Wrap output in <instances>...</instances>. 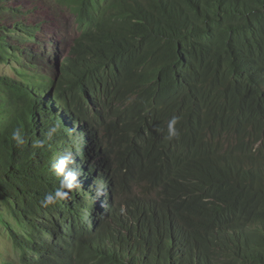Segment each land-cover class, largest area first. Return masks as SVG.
<instances>
[{
    "label": "trees",
    "instance_id": "1",
    "mask_svg": "<svg viewBox=\"0 0 264 264\" xmlns=\"http://www.w3.org/2000/svg\"><path fill=\"white\" fill-rule=\"evenodd\" d=\"M10 1L0 0V13ZM58 2L80 30L72 57L49 79L0 78V200L23 230H11L18 263L0 253V264H264V232L238 245L222 237L247 220L264 225V0ZM13 11L17 23L5 21L0 33L35 39L42 25H27L34 12ZM164 21L184 33L171 29L169 38ZM16 48L0 34L1 61ZM174 116L179 137L169 140ZM79 125L96 133L101 168L72 138ZM143 127L152 130L146 146L134 138ZM189 149L196 157H184ZM67 154L66 172L72 156L79 174L86 160L87 172L61 189V180L74 182L53 165ZM90 176L94 190L85 188ZM125 181L142 183L141 198L123 196ZM58 189L69 195L43 206ZM148 199L166 213L158 224L144 221Z\"/></svg>",
    "mask_w": 264,
    "mask_h": 264
},
{
    "label": "rangeland",
    "instance_id": "2",
    "mask_svg": "<svg viewBox=\"0 0 264 264\" xmlns=\"http://www.w3.org/2000/svg\"><path fill=\"white\" fill-rule=\"evenodd\" d=\"M8 6L11 9L21 8L23 10L22 12L24 13L34 12L32 15H30V17H27L29 19L27 21V25L36 26L37 24L35 23H41L42 30L41 34L39 35L41 41L38 39V41H40L39 43H36L35 41L24 42L27 38L23 37V35L18 32L13 33L8 37L5 35V33H0L3 37H6L7 42L13 44L14 46H17V49L15 50V52H17L15 54L16 58L12 56L7 63H4L0 59V78H7L8 80H10V82L32 78L22 77V75L17 73L16 68L22 69L23 73H26L29 76L34 77L37 74L38 76L44 74L46 77H48L47 75H49L50 77L52 68H54L53 64L56 60L53 59L52 64L40 62L36 53L43 51L44 48L41 46H48L47 49H50L52 53H55V57L60 58V61L62 59H65L68 56V49L71 42L76 37L77 33L80 32L76 21V16L72 11L67 10L63 5H61L58 0H12ZM17 18L18 17L16 15H13L12 13H1L0 22L3 26H0V32L6 30L5 28L7 27V25H4L5 21L11 24H15L18 21ZM12 26L13 25H10L8 27ZM50 41H52V43H50ZM28 48L30 49V51L28 50ZM26 55L30 56V58L35 63H39V66L36 67L35 64L24 65L26 62H30V59H27L28 56ZM33 70L37 72V74L33 72ZM39 78L41 77H38L36 80H38ZM83 143L84 146L89 149H91L93 145L91 137L87 132L84 134ZM99 162H102V158L98 156L94 159V161L93 159H91L89 164L96 163L95 165H97L99 164ZM93 178L94 177H90V185L92 189L95 188V186H93ZM88 186L89 184L86 185V187ZM103 189L104 186H102V188L98 191L97 194L95 193L94 196L96 198L102 197L104 194ZM105 189L107 190V188ZM119 190L122 194H125L123 195L124 197L132 199L135 198L136 200L141 198L142 194L144 193L142 183H132L131 181H125L120 184ZM11 230L19 233L23 232L21 226H19L17 221L7 210L5 204L0 200V253L3 257V260H9L18 263L20 251L14 246V242L11 238ZM73 255L76 254L73 253Z\"/></svg>",
    "mask_w": 264,
    "mask_h": 264
},
{
    "label": "clouds",
    "instance_id": "3",
    "mask_svg": "<svg viewBox=\"0 0 264 264\" xmlns=\"http://www.w3.org/2000/svg\"><path fill=\"white\" fill-rule=\"evenodd\" d=\"M11 1L9 3H11ZM139 5H140V7H142V6H148L146 3H139ZM11 10L12 11H10L9 13H12L13 15H16V14H14L13 9H11ZM9 13H7V14H9ZM27 17H30V15L27 16ZM163 23L164 24H162V25L165 26L166 30L170 34L169 38H174V35L172 36L171 29L174 32V34H175V32L184 33V30L181 29L182 27L179 26L178 24H168L166 21H164ZM175 28H177V29H175ZM41 30H42V27H41ZM41 30L36 33V38L35 39L29 40L27 38L26 39V42L27 41L28 42L29 41H35L36 43H39L41 41V38H39L40 37L39 35L41 34ZM79 34H80V32L77 33L76 37L71 42V44L69 46V49H68V56L67 57H72V53H71L72 51H71V49H72V46H73V42H74L75 39L78 38ZM38 39L40 41H38ZM50 43H52V41H50ZM41 47H43L44 49H43L42 52H38V53H40V55L41 54H44V56L38 57V60L42 59V57H45V58L48 57V59H46V60H49V63H47V64H52L53 63V59L56 60L55 63L56 62H59V65L63 64V60L64 59H62L60 61V58L55 57V53H52L50 51V49H47L48 46H41ZM28 50L30 51L29 48H28ZM16 53L17 52H15L14 54H16ZM40 62H43V61L40 60ZM55 63L53 65H55ZM27 64L29 65V63H27ZM27 64H24V65H27ZM33 64H35L36 67L39 66V63H35L34 61H33ZM28 67H31V66H28ZM34 70H33V72H35ZM35 73L37 74V72H35ZM53 73H54V68H52V73L50 74V76H52ZM19 74H24L22 69H21V72ZM47 76L48 77H46L44 74L38 76V74H37V75H35L33 77V76H29L28 74L25 73L22 77H32L31 79H29V78H27V79L28 80H35L37 82L38 80L39 81H42V80H45L47 78L49 79L50 78L49 75H47ZM38 77H41V78H39L38 80H36ZM33 78H35V79H33ZM22 80L15 81V82H20V84H22L23 83ZM36 91H38V89H36ZM177 123H178V118L175 117V116L172 117V119L169 121V123H168V135H167V139L172 140L174 138H178L179 137V130L176 127ZM251 127H253V125L250 124L249 125V128H251ZM86 132L90 135L91 140H92V143L94 145L95 144V140H93L92 137H96V133L95 132H92L90 129H88L86 127H83L81 125H79L77 127V129H75L73 132H71L73 134L72 135V138L75 140L76 139V136L79 137L80 143L82 144L83 148L85 150H89L90 151V155H91L90 156V160L93 159V158L95 159L96 157L99 156V157L102 158V161H103L104 160L103 159V155H101L99 153L97 154L95 150L93 151L92 149H89V148H87V147L84 146L83 141H84V134ZM102 134L103 135H106L105 134V131H104V128L102 129ZM134 138H136L137 141L141 142V144L143 146H146L147 144H149L150 140L152 139V130L143 127L141 133H136L134 135ZM232 138H233V135L231 136V141L233 142ZM12 139L14 141H16V143H17L18 146L23 143V140L21 139V135H20V130L19 129L13 131V133H12ZM206 140H211V139L206 138ZM224 143H225V148H228V146L230 145L229 142H224ZM93 145H92L91 148H94ZM71 150L73 151V149H71ZM71 155H72V153H71ZM71 155L70 154H67L65 156L60 157L58 159L57 163H55L53 165V168H54L55 173L57 175L70 176L72 178V181L74 182V183H69V184L65 185L64 180H61V189H63L64 187H67L68 189H72L73 187L78 186L80 180L83 181V176L86 175L85 172H87V169H86L87 163H86V160L85 159H84V161L80 160V162H79V165H82V164L84 165L83 167H84L85 170L83 171V174H79L77 172L80 169L79 166H78V163H77L78 158H76V157L74 158L73 156H72V158H73L72 161H74L76 163V165L72 164V167L73 168L71 167L70 169H73V170H68L67 172L65 171L67 164L71 161ZM221 155L222 154H218L217 156H221ZM184 157H196V156L193 154L192 150L189 149L188 152L185 153ZM93 164L95 165L96 163H93ZM97 166L99 168H101L100 167V162H99V164H97ZM80 167H82V166H80ZM100 172L102 174H104V171L100 170ZM89 180H90V178H89ZM93 186L98 187L97 184H95V182H94ZM85 188L86 189H89L90 188V190H94L95 189V188L92 189L91 187H85ZM107 188H110V187H108V185H107ZM107 190L106 189H103V193L104 194L101 197V199H103V197L105 196V194H107L106 193ZM97 193H98V191L96 192V194ZM68 195H69V193L67 191H61V190L58 189L56 191L55 195H53V194L50 193V194H48V195L45 196L44 201L42 202L43 203V206L47 207L50 204H54V203L57 202V199L58 198H61V197L66 198ZM98 198H96V199L98 200ZM130 199H132V198H130ZM133 199H135V198H133ZM143 205L144 204H142V207H141L142 209H143ZM144 209H145V211L143 210L144 213L142 214L143 215V218H144V221L146 223H150L151 225H152L151 217L154 218V221L156 222V224H158L161 219L164 220V219L167 218L166 213L164 212V210H162V208L160 207V205L158 203H156V202H152L151 199H148L147 204H146V206H145ZM169 221H170V224L171 225L168 223V221H166V225H170L171 229L173 228L174 231H175V234H176L175 236L180 237L181 236V232H180V229H179V224H177V222H175V221H171V220H169ZM138 227L142 230V227L141 226L138 225ZM258 230L264 232V225L260 221H258V220H247L244 223H239V224H236V225H232L231 227H228L226 229V231L224 233H222V237H225L228 240L233 241L234 242V245H238L239 242H242V241L247 240V237H248L249 232H251V231H258ZM142 233H143V236H144L143 238H145L148 241L149 238H148V236H146L147 233L145 231H142ZM164 241L165 242H168L167 239H165ZM60 243L63 244V241L60 240ZM161 251L164 252V249L161 250ZM74 252H76V250H74Z\"/></svg>",
    "mask_w": 264,
    "mask_h": 264
}]
</instances>
